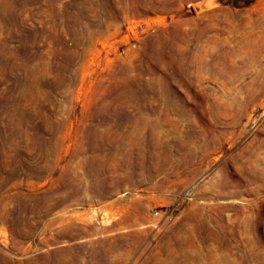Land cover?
Returning a JSON list of instances; mask_svg holds the SVG:
<instances>
[{
  "label": "rangeland",
  "instance_id": "rangeland-1",
  "mask_svg": "<svg viewBox=\"0 0 264 264\" xmlns=\"http://www.w3.org/2000/svg\"><path fill=\"white\" fill-rule=\"evenodd\" d=\"M0 264H264V0H0Z\"/></svg>",
  "mask_w": 264,
  "mask_h": 264
}]
</instances>
